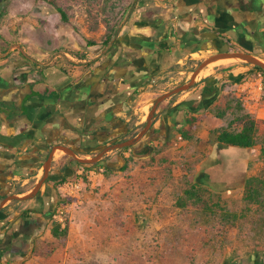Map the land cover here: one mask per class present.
<instances>
[{"label":"crops","instance_id":"1","mask_svg":"<svg viewBox=\"0 0 264 264\" xmlns=\"http://www.w3.org/2000/svg\"><path fill=\"white\" fill-rule=\"evenodd\" d=\"M36 32L17 40L0 36V264L34 263L33 252L43 248L51 220L61 218L56 214L65 204L68 182L77 183L79 191L65 205V252L72 251L76 236L77 250L86 253L80 260L95 264L100 258H93L98 247L92 234H116L120 226L131 243L133 232L163 229L166 204L174 203L170 186L155 180L158 167L149 160L165 137L167 143L173 140L168 137L175 127L162 137L114 148L128 138L143 98L162 75L194 55H264V0H137L110 46H95L92 56L62 31ZM24 44L36 51L25 54ZM68 50L83 51L82 63L92 67H79L81 61ZM67 61L77 65L75 72ZM87 159L99 170L86 173L79 160ZM41 181L38 192L24 199Z\"/></svg>","mask_w":264,"mask_h":264},{"label":"rangeland","instance_id":"2","mask_svg":"<svg viewBox=\"0 0 264 264\" xmlns=\"http://www.w3.org/2000/svg\"><path fill=\"white\" fill-rule=\"evenodd\" d=\"M52 1L65 10L68 24L61 22L55 7L46 2L0 0V36L12 37L13 40L28 38L37 29L36 34L42 36L40 28L48 27L53 32L62 31L69 42L77 41L82 47L88 41L99 46L106 32V23L113 14L111 7L124 10L119 12L116 20L120 23L128 7L137 0ZM21 50L25 54L30 50L36 51L25 44ZM87 50L92 56L96 48ZM205 56L194 55L193 61L181 64L154 83L143 98L141 109L131 117L129 124L132 127L127 137L143 130L157 98L188 84L194 71L208 58ZM257 59L264 62V55ZM176 102L178 104L173 106ZM186 113L197 118L188 138L176 134L185 126ZM243 114H248L257 124L254 146L247 151L221 144L219 149L214 148L219 130L237 131V120ZM172 126L176 133H169L168 139L173 140L167 143L169 140L165 137L162 141L166 143H159V148L149 160L150 166L158 167L153 177L155 180L163 179L170 186L168 194L174 200V203L166 204L169 206L165 208V227L159 231L149 229L141 235L133 232L131 243L130 235L124 234L120 226L116 234H92L91 239L98 247L92 252L93 258H100V262L95 264H264V74L254 71L253 65L246 61L211 67L207 75L195 81L191 90L160 104L147 138L162 137L169 131L168 127L173 129ZM235 150L240 153H233ZM231 157L244 161L240 177L234 182H231L233 175L241 163L229 159ZM232 166L236 171L230 174L231 171L228 173L226 170L229 167L233 169ZM90 169L99 170L98 167ZM86 173L83 180L87 184L90 181ZM248 184L255 187L257 200H247ZM64 199V206L56 214L61 218L51 220L50 233L41 239L43 248L33 252L32 264L92 262L80 260L86 258V253L77 250L76 236L71 241L72 251L66 254L67 239L51 235L53 228L60 226L63 230L68 224L69 208L65 205H70L73 198L66 195ZM172 208L176 210L171 212ZM131 245L132 249L126 250ZM105 253L109 254V259L103 258Z\"/></svg>","mask_w":264,"mask_h":264},{"label":"trees","instance_id":"3","mask_svg":"<svg viewBox=\"0 0 264 264\" xmlns=\"http://www.w3.org/2000/svg\"><path fill=\"white\" fill-rule=\"evenodd\" d=\"M35 1H43L46 2L50 5H52L53 7H55L56 12L60 15V20L63 23H69V18L68 15L66 14L65 10L59 6H57L55 4L54 1L52 0H35ZM112 17L110 18V21L108 23H106V32L103 36V39L100 43L99 46H101L102 49H107L115 34H116V30L118 27L119 22L116 21L117 17L119 15V12L122 13L124 10L119 9L116 10V8H112ZM118 12V13H117ZM98 44H96L95 42H91L88 41L86 42V48H90V47H95ZM66 53L70 54L71 56L77 58L78 60L81 61V64H79V67H83L86 70H89L92 67V64H90L89 62H85L82 63V61L86 60V55L84 54L83 51H73V50H68ZM68 65L70 67V73H72L75 68L77 67V65L73 62L67 61ZM254 71H258L261 72L262 74H264V70H262L261 68L257 67V66H253ZM75 72V71H74ZM196 118L194 116H192L189 113H186L185 118H184V122H185V127L183 132L185 136H188L191 128L193 126L194 123H196ZM237 124L239 126V129L235 132H230L227 129H223L221 128L219 130V132L217 133L215 139L218 143L229 146V147H235V148H242V149H249L252 148L254 146V136L257 130V124L255 122L254 119H252L248 114H243L241 115L238 120H237ZM134 135V134H133ZM81 166V165H80ZM91 167L93 166H85L84 169L87 171L89 170ZM247 192V200H257V198H255L257 196L256 191H255V187L253 185H249L247 186L246 189ZM67 230L68 227L67 225L63 228V230L60 229V226H58V228H53L52 229V236L54 238L61 236H66L67 235Z\"/></svg>","mask_w":264,"mask_h":264},{"label":"water","instance_id":"4","mask_svg":"<svg viewBox=\"0 0 264 264\" xmlns=\"http://www.w3.org/2000/svg\"><path fill=\"white\" fill-rule=\"evenodd\" d=\"M224 57H240L242 59H244L248 64H251L253 66H257L259 68H261L262 70H264V62H262L261 60L253 57L250 54H246V53H240V52H229L226 54H218V55H213L208 57L206 60H204L199 66L198 68L194 71V73L191 76L190 81L188 82V84H184L182 86H179L178 88L171 90L163 95H161L159 98H157L154 101V106L148 116L147 122L143 128V130L135 137V138H131L123 143L118 144L117 146H115V149H121V148H126V147H130L133 146L134 144H136L139 140H141V138L147 133V131L151 128L153 119L155 117V112L158 109V107L160 106V104H162L164 101L174 97L175 95H178L180 93L183 92H187L189 90H191L194 86V83L196 81V77L198 76L199 72L208 64H210L211 62H214L216 60H219L220 58H224ZM94 160H88V161H83V160H79V162L81 164H91ZM43 183V181L39 182V184L35 187V189L31 192V194H29L28 196L24 197V199L27 198H31L32 196H34L41 184ZM17 199H23V198H15Z\"/></svg>","mask_w":264,"mask_h":264},{"label":"flooded vegetation","instance_id":"5","mask_svg":"<svg viewBox=\"0 0 264 264\" xmlns=\"http://www.w3.org/2000/svg\"><path fill=\"white\" fill-rule=\"evenodd\" d=\"M186 115V114H185ZM192 116H194L193 114H191ZM195 117V116H194ZM185 118V117H184ZM196 118V117H195ZM154 119H155V117H154ZM153 119V120H154ZM196 120H197V118H196ZM195 124V126H196V124H197V121H196V123H194ZM184 125H185V122H184ZM186 126V125H185ZM185 126L182 128V131L180 132V136H182V137H184V138H188V136H191V131H190V133H189V135L188 136H185L184 135V132H183V130H184V128H185ZM151 129V128H150ZM148 130L147 131V133L143 136V137H145V136H147L148 134H150L151 133V130ZM193 129V127L191 128V130ZM140 132H138V133H136V134H132L131 136H129V137H132V138H135L138 134H139ZM128 137V138H129ZM142 137V138H143ZM216 137V136H215ZM141 138V139H142ZM125 141H127V140H125ZM214 141H215V146H214V148H216V149H219V144L220 143H218L217 141H216V139H214ZM221 145H223V144H221ZM212 146V147H213ZM229 147V146H228ZM231 148H235V147H231ZM240 149H242V148H240ZM222 158L224 159V156H222ZM223 159L222 160H220L221 162L223 161ZM229 159H233V160H236V161H238L239 160V162L241 163L240 164V167L239 168H237V171H236V168H234V166H232L233 167V169H230V167L229 168H227V172L229 173V171H231L230 172V174H233L235 171V174L233 175V179H232V181L231 182H234L235 180H237V179H239V177H240V174H241V172H242V167H243V164H244V161L241 159V158H238V157H235V158H229ZM92 164H94V163H91V164H84L85 166H89V165H92ZM222 164V166H225V164L224 163H221ZM220 171V170H219Z\"/></svg>","mask_w":264,"mask_h":264},{"label":"bare ground","instance_id":"6","mask_svg":"<svg viewBox=\"0 0 264 264\" xmlns=\"http://www.w3.org/2000/svg\"><path fill=\"white\" fill-rule=\"evenodd\" d=\"M244 62L245 60L240 58V57H224V58H220L219 60H216L214 62H211L210 64H208L207 66H205L198 74V76L196 77V81L199 80L201 77L207 75V73L209 72L210 68L213 66H216L218 64H224V63H229V62Z\"/></svg>","mask_w":264,"mask_h":264},{"label":"built area","instance_id":"7","mask_svg":"<svg viewBox=\"0 0 264 264\" xmlns=\"http://www.w3.org/2000/svg\"><path fill=\"white\" fill-rule=\"evenodd\" d=\"M78 188H79V187L77 186V183H73V182L65 183V185H64V187H63L64 192H65L67 195H69V196H71L72 193H73L74 191H79Z\"/></svg>","mask_w":264,"mask_h":264}]
</instances>
